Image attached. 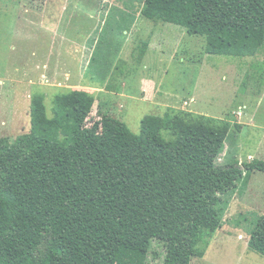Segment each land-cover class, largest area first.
I'll return each mask as SVG.
<instances>
[{"label":"trees","instance_id":"1","mask_svg":"<svg viewBox=\"0 0 264 264\" xmlns=\"http://www.w3.org/2000/svg\"><path fill=\"white\" fill-rule=\"evenodd\" d=\"M143 14L206 37L209 54L253 57L264 46V0H144ZM84 89L30 103L29 131L0 137V264H190L223 223L229 194L264 160L219 162L227 127L147 114L139 133L112 114L89 123ZM237 130L240 125L236 124ZM248 247L264 257V214Z\"/></svg>","mask_w":264,"mask_h":264},{"label":"rangeland","instance_id":"2","mask_svg":"<svg viewBox=\"0 0 264 264\" xmlns=\"http://www.w3.org/2000/svg\"><path fill=\"white\" fill-rule=\"evenodd\" d=\"M144 8V0H0V137L29 131L33 94L45 95L51 115L55 94L84 89L95 97L89 123L112 114L139 133L143 117L158 114L172 141L180 117L236 130L219 162L264 160V46L253 57L209 54L205 36ZM261 214L264 171L255 170L190 264H264L248 247Z\"/></svg>","mask_w":264,"mask_h":264},{"label":"crops","instance_id":"3","mask_svg":"<svg viewBox=\"0 0 264 264\" xmlns=\"http://www.w3.org/2000/svg\"><path fill=\"white\" fill-rule=\"evenodd\" d=\"M227 142V141H226ZM252 157V156H251Z\"/></svg>","mask_w":264,"mask_h":264}]
</instances>
